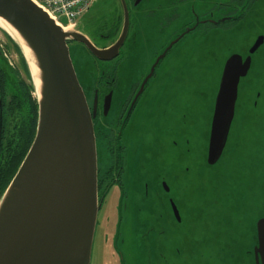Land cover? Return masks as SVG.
<instances>
[{
	"label": "flooded vegetation",
	"instance_id": "flooded-vegetation-1",
	"mask_svg": "<svg viewBox=\"0 0 264 264\" xmlns=\"http://www.w3.org/2000/svg\"><path fill=\"white\" fill-rule=\"evenodd\" d=\"M118 1L123 9L120 18L110 21V13L103 12L86 28L90 43L102 52L100 58L85 44L68 41L70 53V46L79 43L87 55L81 61L82 72L76 70V73L95 132L100 220L97 227L101 226V218L110 220L111 209L115 208L119 222L117 244L123 247L129 237L126 227L129 230L132 226L135 211L152 210L156 201L158 212L169 222L161 227H165L166 237L172 238L174 243L186 246L185 227H195L194 235L190 234L195 246L193 264H256L259 235L256 224L250 223L248 217L227 215L229 219L212 225L192 226L186 222L179 225L170 201L175 203L182 219L186 168L190 164L186 153L198 152L203 126L198 117L205 107L200 94L196 95V85L206 86L201 74L209 72L208 69L216 73L219 80L232 54L240 55L243 60L251 55L250 68L239 81L242 99L236 103L246 122L232 125L229 139L234 143L235 152L243 146L240 155H234L235 161L248 175L251 164L259 156L264 157V0ZM125 12L129 18L128 28L119 41ZM259 37L263 39L262 44L250 54ZM118 42L120 46L112 48ZM177 43L179 45L174 47ZM110 47L112 49L108 50ZM0 57L4 67V73L0 72L1 191L12 168L22 161V139L32 132L36 109L26 96L28 83L12 67L1 47ZM164 75L169 82L162 78ZM155 79L162 85L152 90ZM211 91L207 100L213 109L216 90ZM30 95V101H36L32 93ZM4 99L22 103L24 132L16 131L18 143L5 132L3 115L8 113L9 106L4 107ZM251 112L256 113L252 120L246 118ZM34 121L37 125V119ZM255 136L258 139L252 145ZM201 152L199 149L200 157ZM263 217L264 172L261 212L256 220ZM157 221L150 223L158 227ZM257 258L261 264L259 252ZM180 259H184L182 264H189L187 257ZM157 260L165 264L164 259Z\"/></svg>",
	"mask_w": 264,
	"mask_h": 264
},
{
	"label": "water",
	"instance_id": "water-1",
	"mask_svg": "<svg viewBox=\"0 0 264 264\" xmlns=\"http://www.w3.org/2000/svg\"><path fill=\"white\" fill-rule=\"evenodd\" d=\"M0 19L21 37L33 53L41 81L39 95H36L38 117L33 141L0 196V264H91L100 221L97 148L91 113L67 43L69 40L83 43L99 58L102 52L92 46L81 31L79 22L66 29L34 0H0ZM128 23V13L125 12L119 41L125 36ZM0 30L17 45L36 91L19 39L3 27ZM262 42L259 37L249 53H254ZM119 46L118 42L112 48ZM250 65L251 55L243 60L240 55L232 54L227 58L219 80L215 73V82L205 84L216 90L214 106L206 136L201 134L200 146L197 143L198 152L191 150L186 153V160L191 159L192 162L186 168L185 213L182 219L175 203L170 202L179 225L185 222L192 226L212 225L229 219L227 215L248 217L250 223L256 224L259 235L256 264H259L258 252L261 264H264V217L256 220L263 198L264 157L259 156L251 164L247 175L233 159L234 143L229 140L232 125L246 122L241 107L236 103L242 99L238 87L240 78L246 76ZM227 69L236 83H229V93L225 97L224 72ZM232 96L235 99L230 112L227 99ZM220 105L223 107L217 110ZM229 149L233 150L231 154ZM237 172L245 179L246 194L239 186H231L233 182L236 187ZM211 198L215 200L213 203ZM219 201L222 208L218 206ZM157 208L155 201L152 210L135 211L129 237L123 247L139 246L141 240H147L144 264H161L157 258L164 259L165 264H182L184 259L180 258L184 257L189 259V264L196 262L194 238L191 236L195 227H185L186 246L173 241L167 243L165 227L161 226L169 222ZM114 210L111 209L109 222L116 230L115 239L111 242L116 256L113 255L107 264H128L117 244L119 222ZM148 212L154 216L145 220ZM241 213L242 217H239ZM157 219L158 227L154 222L150 223Z\"/></svg>",
	"mask_w": 264,
	"mask_h": 264
},
{
	"label": "rangeland",
	"instance_id": "rangeland-1",
	"mask_svg": "<svg viewBox=\"0 0 264 264\" xmlns=\"http://www.w3.org/2000/svg\"><path fill=\"white\" fill-rule=\"evenodd\" d=\"M40 4L42 5V0ZM130 8V7H129ZM131 8L129 9V14H130ZM57 14H56V19L58 21H60L63 25H67L70 24L68 22V19L65 17V15L63 13H58V11L56 10ZM103 12H109L110 13V21H115L118 17L120 18L122 16V5L121 2H119L118 0L115 1H111V0H96L94 2V4L92 5L91 9L87 12V14L83 15L82 17H80L78 19L77 22L80 23V25L82 26L80 29L82 32H84L86 35H88L86 28L88 27V24L93 23L95 21H97V17L101 15V13ZM74 23V22H73ZM1 27V26H0ZM171 38V37H170ZM180 43V42H179ZM179 43L175 44L174 47L178 46ZM183 43V42H182ZM8 38L3 35L2 32H0V47L3 50V53H5L9 63L12 65V67L15 68V70L20 72V75H22V77L25 79V81L27 83H29V81H27L26 77H25V73L22 70V61L21 58L19 56V54L15 51V49L10 46L8 47ZM236 46V45H235ZM71 58L73 61V65L75 66V69L77 70V72L81 73L82 72V64L81 61L85 60V58H87L84 54V52L82 51L81 45H79V43L75 46V47H71ZM165 71H167V68L165 69ZM209 72H205L201 74V79L203 81L204 84H209L210 82H215L214 79V72H211L212 70L208 69ZM165 81L169 82L168 80H166L165 75L162 77ZM33 79H34V75H33ZM159 85H162L159 83L158 79H155V82L152 84V90H156L158 88ZM198 88V91L196 90V95L200 94L199 99H201V103L205 106L204 109L201 111V113H199V117L203 123L202 126V135L203 137L206 136V132H207V126L209 125V121H210V116H211V111L212 108L210 106L209 100H207V97L209 95V93H213L211 91L210 87L201 85V84H197L196 85ZM35 91H31L32 95L35 97V99L37 100V96L34 93ZM260 105V102H259ZM256 115L255 112H251L250 115L246 116V118H249L252 120V118ZM22 119V116L19 118ZM246 129V128H245ZM258 137L255 136V139L252 143V145H255V143L257 142ZM242 145L239 146V148L237 149V151L235 152L234 155H240L241 153V149H242ZM232 149H229V153H232ZM233 155V159H235V156ZM189 162H192V160L190 159ZM231 162V161H230ZM236 182V187H235V183L232 182L231 186L233 188H238V186L243 189V191L245 192V194L247 193V187L245 184V179L244 177H240V174L237 172V177L235 179ZM238 192V189H236V194ZM219 207L222 208L221 202L219 201ZM158 213V212H157ZM154 215L152 212H148L145 214L144 219L145 220H149L150 218H152ZM239 217H242V213L239 214ZM104 218H101V226L99 225V227H97L96 229V233H95V239H94V245H93V254H92V262L94 264H107L109 261H112L113 259V255L116 256L114 249L111 245V242L114 241L115 236H116V230L115 227H112V225L110 224L109 221H107ZM252 219V217H251ZM236 230V229H234ZM243 231V230H242ZM241 231V232H242ZM126 232L129 235V230L126 227ZM234 231H231V234H233ZM101 234V235H100ZM100 235V236H99ZM172 241V238L168 237L166 238V242L169 243ZM147 240H141V244L139 246H128L126 248L125 247H121L120 249L123 253V256L126 258V261L128 264H144V258L147 254V250L146 247L144 246V244H146ZM246 260V259H245Z\"/></svg>",
	"mask_w": 264,
	"mask_h": 264
},
{
	"label": "trees",
	"instance_id": "trees-1",
	"mask_svg": "<svg viewBox=\"0 0 264 264\" xmlns=\"http://www.w3.org/2000/svg\"><path fill=\"white\" fill-rule=\"evenodd\" d=\"M7 38H8V44L10 46H12L15 51L19 54L20 56V51L17 47V45L10 39V37L8 35H5ZM21 58V61H22V70L24 71L25 73V76L27 78V80L29 81L28 84H26V87L28 88V92L26 94L27 96V99L29 100L30 102V105H32L33 108L36 109V111L34 112V116H33V127H32V132L30 134V136L27 138H24L22 139L24 141V149L22 151V155L20 156V161L23 159L24 155L26 154L32 140H33V136H34V132H35V126H36V120L37 119V111H38V105L36 103V101L33 99V102L30 101V97H31V91H33V86L32 84L30 83V76H29V73H28V70H27V66H26V63L24 61V59L20 56ZM3 72L4 73V67H2V59L0 57V72ZM1 72V73H2ZM4 77H5V74H4ZM15 89V88H14ZM25 104V102L23 103V105ZM3 105L4 107L6 108L7 106H9L7 108V112L8 113H5L4 112V115H3V124H4V127H5V132L11 137L13 138V141L14 142H19L20 140H18V134L16 133L17 130H20L22 133L24 132V122L23 120L19 119L21 116H22V103L19 101V100H12L11 102L9 100H5L4 99V102H3ZM34 109V110H35ZM15 110V115L13 116V111ZM15 139V140H14ZM18 166L15 165L11 172L8 174L7 178H6V181H5V184L3 185L2 187V190L0 191V193L5 190V188L7 187V185L9 184V182L11 181L13 175L15 174L16 170H17ZM1 193V194H2ZM1 196V195H0Z\"/></svg>",
	"mask_w": 264,
	"mask_h": 264
},
{
	"label": "built area",
	"instance_id": "built-area-1",
	"mask_svg": "<svg viewBox=\"0 0 264 264\" xmlns=\"http://www.w3.org/2000/svg\"><path fill=\"white\" fill-rule=\"evenodd\" d=\"M39 3L41 1L37 0ZM42 7L56 19V10L63 13L72 25L88 8L94 0H42Z\"/></svg>",
	"mask_w": 264,
	"mask_h": 264
},
{
	"label": "bare ground",
	"instance_id": "bare-ground-1",
	"mask_svg": "<svg viewBox=\"0 0 264 264\" xmlns=\"http://www.w3.org/2000/svg\"><path fill=\"white\" fill-rule=\"evenodd\" d=\"M0 26L5 28V29H7L8 31H10L13 35H15L19 39V41L21 43V46L23 48L24 54H25V56H26V58H27V60L29 62V65H30L32 80H33V83H34L35 88H36V91L34 93L38 96L39 95L41 81H40V78H39V70H38V68L36 66L33 53L27 47V45L21 39V37L19 35H17L15 33V31L6 22H4L2 19H0ZM66 29H70V27H67ZM33 75H34V79H33Z\"/></svg>",
	"mask_w": 264,
	"mask_h": 264
},
{
	"label": "snow or ice",
	"instance_id": "snow-or-ice-1",
	"mask_svg": "<svg viewBox=\"0 0 264 264\" xmlns=\"http://www.w3.org/2000/svg\"><path fill=\"white\" fill-rule=\"evenodd\" d=\"M224 81H225V85H224V93H225V97L228 96L229 93V83L231 82L233 85L236 83V81L234 79L231 78V71L229 69L225 70L224 72ZM235 99V97H234ZM233 96L229 99H227V107L228 110L231 112L233 111ZM223 107V105L218 106V109H221Z\"/></svg>",
	"mask_w": 264,
	"mask_h": 264
}]
</instances>
